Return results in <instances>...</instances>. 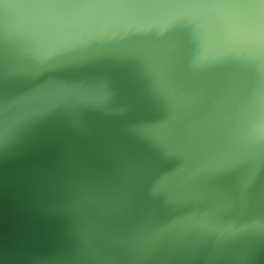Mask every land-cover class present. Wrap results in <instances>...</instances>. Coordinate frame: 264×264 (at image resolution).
Segmentation results:
<instances>
[{
  "label": "rangeland",
  "instance_id": "374dc122",
  "mask_svg": "<svg viewBox=\"0 0 264 264\" xmlns=\"http://www.w3.org/2000/svg\"><path fill=\"white\" fill-rule=\"evenodd\" d=\"M54 1L0 0V264H224L240 247L251 258L264 241L263 219L250 221L264 198V172L256 176L264 166V44L254 41L264 40V0H118L127 19L111 20L118 35L104 32L133 73L104 76L103 92L76 84V74L45 79L47 56L31 23ZM60 2L91 11L117 58L77 69L89 83L98 62L119 61L95 10L118 20L123 10L60 0L44 12ZM192 72H216L210 84L230 96L244 89L246 102L224 134L191 145L160 172L175 120L195 118L178 80ZM238 147L234 162H250L231 183L247 190L227 184L198 223L207 189ZM191 235L194 254L181 256Z\"/></svg>",
  "mask_w": 264,
  "mask_h": 264
},
{
  "label": "water",
  "instance_id": "95a60500",
  "mask_svg": "<svg viewBox=\"0 0 264 264\" xmlns=\"http://www.w3.org/2000/svg\"><path fill=\"white\" fill-rule=\"evenodd\" d=\"M60 0H55L54 2L50 3L49 5L45 6L42 10H40L35 19L32 21L31 26L33 28V31L37 37V40L39 42V45L41 46V49L43 50L44 54L48 57L45 58L46 60V68L44 67L43 73L45 76V79L50 77L51 74H56L61 78L62 80H71L73 74L77 75L76 84L85 85L87 87H93L97 89L100 92H103V83L100 82V79L103 80L104 76H111L116 77L118 75H122V72L125 70L132 71V68L128 66L127 62H124L121 58V55L119 52H117L109 43L106 38L105 29L111 30L115 35H118V32L116 28L113 26L111 20L117 21V22H124L127 19L126 10L118 5V0H115L114 2L112 0H106L111 5H115L123 10V19H114L112 18L108 13H104L101 7H97L95 12L99 16V27L101 34H103V38H105L107 44L114 50V52L118 55L119 61L117 63L110 64L108 62H98L99 67L91 71L90 80L89 83L84 82L81 76V73L77 71L76 67H72L71 71H68V65L66 62L68 59L65 56L60 55L56 49H53L52 51L48 50L47 44L48 41H44L43 38L40 36V31L38 29V22L40 20V16L44 13V11L50 7L51 5L55 4ZM116 2V3H115ZM105 20H107L110 24V27L105 26ZM50 27H53L54 25H49ZM56 28V27H53ZM51 36H54L58 38L59 40L64 39L62 37L57 36L58 29H52ZM55 40V39H54ZM254 41L259 44V47L264 44V40L262 39H254ZM244 42L239 44L238 47H241ZM74 48H78L77 46H73ZM80 49V48H78ZM44 55V56H45ZM55 59V60H50ZM113 67L111 70L110 66ZM225 65V63H224ZM110 71V72H109ZM112 71V73H111ZM218 72V71H217ZM133 73V72H131ZM193 73V72H192ZM216 73V72H215ZM215 73H207L206 77H196V74L193 73V77L180 75V82L182 85L184 83L187 84L184 88H182V93H188L190 98L188 96H185L189 98V103L185 106H189L190 114L195 113L194 119H186L189 117L187 114L185 118L178 117V119L175 120V133L174 136L166 138L167 141L171 146H169L166 151L160 156L158 168L161 172L163 168H169V165L173 158L176 156V164L181 162L184 158V155L187 154L188 150L191 149V145L196 144V146L200 143L205 142L207 139L215 138L216 136L222 135L232 126V122L236 118L237 111L239 112V107L246 102V90L239 89L238 94L234 96H230L229 89L225 86L223 87H217L216 84L211 83L210 79L211 76ZM223 73L222 71L216 73V76ZM219 76V77H220ZM110 78V77H109ZM191 79V80H190ZM209 79V80H207ZM62 82V81H61ZM62 84H65L62 82ZM74 84V83H73ZM211 85V86H210ZM207 86H210L212 90L205 89ZM205 87V88H204ZM203 90V91H202ZM202 91L203 93L198 94V92ZM216 93H215V92ZM214 92V93H213ZM194 96H199L197 98H194ZM234 101V105L232 106L231 103ZM264 138V136L262 137ZM165 142V141H163ZM263 145V143H259ZM260 149H262V146H260ZM238 149L234 152L232 157L227 159L224 167L223 172H221L218 179H216L215 184L212 188L207 189L210 192V196L208 200L206 201V204L200 213L199 217L197 218V222L201 223L202 219L204 218V214L209 212V208L211 207V204L214 200H216L219 195L225 190L227 187V184H231L232 188L231 190L233 192H237V194H240V190H247L242 187H238L231 183L238 182L237 179H235L236 176L244 174L246 171H241L242 165L246 166L250 160L248 155L244 156L241 160H237L234 162L235 158L238 156ZM170 153V155L168 154ZM264 157V154H263ZM162 158V159H161ZM168 158V159H167ZM190 163V162H189ZM264 172V166L258 171V174L256 176H260ZM253 188V187H252ZM248 198H245V201H248L250 196L253 195L250 190H248ZM262 192L260 193V195ZM253 200V197H251ZM261 203L257 206V210L259 212L255 213L254 217L250 219V221L255 222L256 220L261 222L260 220L263 219L264 221V198L262 197ZM148 206V205H147ZM146 206V207H147ZM146 207L143 206V211L145 212ZM139 213V207H134ZM132 214V213H131ZM230 216V213L225 214L222 216V218L229 220L228 217ZM142 220V218L140 219ZM199 220H201L199 222ZM127 222H129V219H126ZM262 221V222H263ZM135 222H139V219L136 218ZM245 235V234H244ZM195 235L190 236V241L186 245V250L181 254V256L187 257L188 253L187 249L189 246H192L193 238ZM197 237V236H195ZM213 243H209L207 247V243L203 246L208 248V251L204 253V255L207 257L211 253V246ZM255 249H253L251 252V258L245 259L247 251L241 250L240 248H237L233 251H230L228 254V259L224 264H248V262H251V264H264V241L260 244L258 242H255L254 244ZM210 249V250H209ZM249 250V247H248ZM194 254V253H193ZM191 254V255H193ZM260 257V258H259ZM207 259H204L203 262L206 263Z\"/></svg>",
  "mask_w": 264,
  "mask_h": 264
},
{
  "label": "bare ground",
  "instance_id": "6f19581e",
  "mask_svg": "<svg viewBox=\"0 0 264 264\" xmlns=\"http://www.w3.org/2000/svg\"><path fill=\"white\" fill-rule=\"evenodd\" d=\"M58 5L59 7L54 6L40 16L38 29L43 40L48 41V50L56 49L60 55L68 59L66 62L68 69L76 67L80 70L82 67L96 65L98 56L102 59L107 57L113 62L117 61V58L104 46L101 35L95 29L96 21L91 11L82 7L75 13L71 8L68 10L65 3L60 2ZM60 7L63 10L59 9ZM58 10L60 11L57 12ZM52 24L56 28L49 26ZM52 29H58L57 36L64 39L59 40L51 36Z\"/></svg>",
  "mask_w": 264,
  "mask_h": 264
},
{
  "label": "crops",
  "instance_id": "0c3cea01",
  "mask_svg": "<svg viewBox=\"0 0 264 264\" xmlns=\"http://www.w3.org/2000/svg\"><path fill=\"white\" fill-rule=\"evenodd\" d=\"M206 204V203H205ZM205 206V205H204ZM204 208V207H203ZM203 210V209H202Z\"/></svg>",
  "mask_w": 264,
  "mask_h": 264
}]
</instances>
